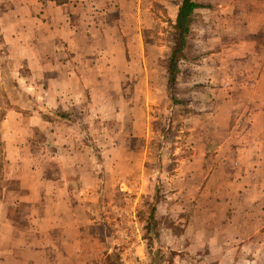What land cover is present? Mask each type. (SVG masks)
I'll use <instances>...</instances> for the list:
<instances>
[{"label": "rangeland", "instance_id": "obj_1", "mask_svg": "<svg viewBox=\"0 0 264 264\" xmlns=\"http://www.w3.org/2000/svg\"><path fill=\"white\" fill-rule=\"evenodd\" d=\"M51 1L0 0V264H264V0L172 76L181 0Z\"/></svg>", "mask_w": 264, "mask_h": 264}, {"label": "trees", "instance_id": "obj_2", "mask_svg": "<svg viewBox=\"0 0 264 264\" xmlns=\"http://www.w3.org/2000/svg\"><path fill=\"white\" fill-rule=\"evenodd\" d=\"M54 1L58 2L62 0ZM197 7H199V5L194 0H181V3L178 7L175 17L174 43L169 56V74L171 76L174 74L179 57L182 56L186 43V35L190 30L191 16L194 9Z\"/></svg>", "mask_w": 264, "mask_h": 264}, {"label": "crops", "instance_id": "obj_3", "mask_svg": "<svg viewBox=\"0 0 264 264\" xmlns=\"http://www.w3.org/2000/svg\"><path fill=\"white\" fill-rule=\"evenodd\" d=\"M49 1H51V0H49ZM71 1L72 0H65V1H63L62 2V4H60V3H55V1H54V4H51V5H53L54 7H53V11H55L57 14H58V9H62V7L63 6H67L68 4H70L71 3ZM51 2H53V1H51ZM74 4V3H73ZM77 5V4H76ZM71 6H73V5H71ZM72 8V7H71Z\"/></svg>", "mask_w": 264, "mask_h": 264}, {"label": "built area", "instance_id": "obj_4", "mask_svg": "<svg viewBox=\"0 0 264 264\" xmlns=\"http://www.w3.org/2000/svg\"><path fill=\"white\" fill-rule=\"evenodd\" d=\"M196 263V258L194 257L193 259L189 260V257L187 259H183L180 262H177L176 264H195Z\"/></svg>", "mask_w": 264, "mask_h": 264}]
</instances>
